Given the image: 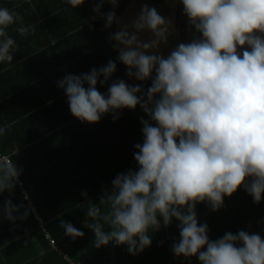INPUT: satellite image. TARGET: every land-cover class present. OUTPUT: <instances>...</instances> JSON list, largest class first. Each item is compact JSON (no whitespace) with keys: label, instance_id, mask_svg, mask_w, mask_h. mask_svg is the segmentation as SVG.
Returning <instances> with one entry per match:
<instances>
[{"label":"clouds","instance_id":"clouds-1","mask_svg":"<svg viewBox=\"0 0 264 264\" xmlns=\"http://www.w3.org/2000/svg\"><path fill=\"white\" fill-rule=\"evenodd\" d=\"M68 3L77 8L85 0ZM104 3L113 8L104 16L105 29L117 26L109 36L116 59L129 78L151 80V85L145 91L139 84L112 80L117 64L111 59L57 82L72 116L82 123H99L106 114L115 121L121 110L137 106L148 117L140 121L143 142L134 145L137 170L117 174L99 203L87 200L91 222L84 226L93 233L95 247L113 243L137 255L151 246L150 232L175 220L179 240L171 250L177 257H196L199 264H264L260 234L240 230L212 240L196 213L201 203L219 210L224 197L241 187L254 203L264 199V0H179L200 36L167 56L160 46L175 32L170 19L144 4L124 23L115 12L118 0H99L94 11L99 14ZM17 22L23 25L19 13L0 7V63L14 59L16 40L6 29ZM34 31V25L16 29L21 38ZM143 32L151 34L147 41ZM98 83L108 85L106 93ZM6 130L0 127V136ZM21 174L16 163L0 158V194L13 193ZM23 199L28 206L5 200L0 217L11 223L27 218V193ZM60 227L72 239L84 236L71 222L62 220Z\"/></svg>","mask_w":264,"mask_h":264},{"label":"trees","instance_id":"trees-1","mask_svg":"<svg viewBox=\"0 0 264 264\" xmlns=\"http://www.w3.org/2000/svg\"><path fill=\"white\" fill-rule=\"evenodd\" d=\"M98 2L96 0L95 4ZM0 7H7L22 17L23 25L17 22L15 29L36 23L43 17L50 38L59 42L62 62H67L59 75L88 73L111 59L117 64L112 80L123 79L133 85L126 75L125 65L116 59L118 54L109 39L113 27L105 29L104 15L94 11L92 0H85L77 8L68 0H0ZM110 7L111 4L104 3L101 11H109ZM107 87L97 85L101 93H106ZM118 117L114 121L112 114H106L96 124L82 123L78 119L71 121L60 132L58 153L44 163L34 164L29 153L38 151L39 147L49 150L50 141L29 149L21 159L12 155L13 163L22 171L19 179L23 184L18 183L11 194H0V210L7 199H12L16 205L28 206L29 201L23 199V193H27L30 211L27 218L15 223L0 217V264H70L56 250L48 235L58 248L76 260H80L81 253L85 252L81 259L83 264H103L105 261L116 264H199L196 257L173 254L172 244L179 240L175 220L168 227L150 232L151 246L137 255L129 254L126 246L113 243L95 247L93 233L84 226L91 222L86 216L87 200L99 203L103 190L111 191V181L117 174L137 170L134 145L143 142L141 120L135 111L123 109ZM71 118L73 120V116ZM69 133H74L73 144L68 143ZM5 135L0 136V148L11 154V145L5 144L3 139ZM30 161V166H24ZM84 192L87 197L82 195ZM23 211L22 208L16 215ZM196 213L200 223H207L212 240L223 237L226 232L246 231L252 223L264 234V199L259 204L254 203L243 187L231 197L225 196L219 210L212 211L208 204L201 203L197 204ZM62 220L71 222L84 232V236L76 239L66 236L60 227Z\"/></svg>","mask_w":264,"mask_h":264},{"label":"crops","instance_id":"crops-1","mask_svg":"<svg viewBox=\"0 0 264 264\" xmlns=\"http://www.w3.org/2000/svg\"><path fill=\"white\" fill-rule=\"evenodd\" d=\"M144 4L156 8L160 15L172 21L175 28V32L170 33L168 37L167 45L160 46V54L167 56L178 44L188 43L184 34L182 4L179 0H118L115 12L124 23H130L140 14ZM109 11H113L112 5ZM109 11H100L99 15ZM15 25L6 29L8 35L16 40L14 59L11 64L0 63V127H6L7 133L3 139L6 140L5 144L11 145V155L18 159L23 158L29 149L50 141L49 150L39 147L38 151L29 153L34 164L44 163L58 153L60 132L70 125L71 121L76 120L75 117L73 120L71 118L63 89L57 86V82L64 77L59 75L60 69L67 66V62H62L59 42L50 38L43 17L36 23L24 25L35 26V31L24 38L16 32ZM112 27L113 33L117 31L115 24ZM140 35L145 41L151 36L149 32ZM199 36L200 34L192 28V39ZM116 53L118 54L117 51ZM134 111L139 120L147 117L139 106ZM68 143H74V133H69ZM24 164L28 167L31 161ZM85 255V252L81 253L80 261Z\"/></svg>","mask_w":264,"mask_h":264},{"label":"built area","instance_id":"built-area-1","mask_svg":"<svg viewBox=\"0 0 264 264\" xmlns=\"http://www.w3.org/2000/svg\"><path fill=\"white\" fill-rule=\"evenodd\" d=\"M183 17H184V20H185V28H184V34L186 36V38L188 39V42H190L192 40V27L189 25L188 23V18L183 14ZM132 83L133 85H137L139 84L145 91L147 90L148 87H150L151 85V80H148V81H137L135 79H132ZM3 157H8L9 160L12 161V155L10 153H5L1 148H0V158H3ZM13 162V161H12ZM19 183L20 185H22V181L19 179ZM48 237L50 238L51 240V243L56 247V250L61 254L63 255L68 261L70 264H83L82 261L80 260H76L74 259L73 257H71L69 254H67L66 252H64L63 250H61L60 248H58L56 246V242L53 238H51L50 235H48ZM103 264H116V263H113L112 261H105Z\"/></svg>","mask_w":264,"mask_h":264},{"label":"rangeland","instance_id":"rangeland-1","mask_svg":"<svg viewBox=\"0 0 264 264\" xmlns=\"http://www.w3.org/2000/svg\"><path fill=\"white\" fill-rule=\"evenodd\" d=\"M194 32H195V29H194ZM246 231L247 232H249V233H257V234H260L261 236H262V238H264V234L263 233H261V231L259 230V228H258V225L256 224H250L249 226H248V228L246 229Z\"/></svg>","mask_w":264,"mask_h":264},{"label":"water","instance_id":"water-1","mask_svg":"<svg viewBox=\"0 0 264 264\" xmlns=\"http://www.w3.org/2000/svg\"><path fill=\"white\" fill-rule=\"evenodd\" d=\"M95 1L96 0H92V6H93V9L95 8L96 4H95ZM182 10H183V5H182ZM107 13H103V15H106ZM181 34H182V24L180 23L179 24V37H181Z\"/></svg>","mask_w":264,"mask_h":264}]
</instances>
